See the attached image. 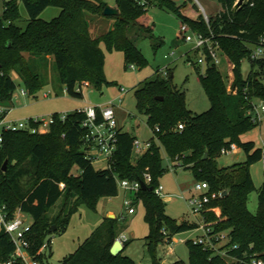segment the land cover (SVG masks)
<instances>
[{"label":"trees","instance_id":"trees-1","mask_svg":"<svg viewBox=\"0 0 264 264\" xmlns=\"http://www.w3.org/2000/svg\"><path fill=\"white\" fill-rule=\"evenodd\" d=\"M191 1V0H189ZM220 6L214 18L202 15L190 19L184 14L187 0H115L118 16L112 27L97 38L89 34L87 15L103 16L107 3L104 0H8L4 2L0 17V106L9 107L16 84L20 79L22 90L35 96L44 86L37 72L39 66L53 61L58 81L64 92L73 98H82L77 87L82 84L97 90L110 83L105 79V54L121 51L127 64L143 65L145 60L135 45L138 39L152 38V29L145 15L148 8L170 12L193 32L213 37L233 66L232 87L236 94L227 93L226 84L218 67L208 65L198 80L208 97L210 108L202 114L187 109L184 93L171 84L172 74L166 78L155 77L136 90V107L145 115L152 129L150 149L139 157L132 152L135 139L130 133L118 132L117 146L110 168L96 170L84 158V131L80 127L84 116L73 111L64 121L53 114L54 122L48 132L30 134L27 131L5 132L0 147V207L7 219L14 217L17 209L31 220L27 234L29 252L36 255L46 238L64 232L71 213L80 204L95 209L100 198L118 195L116 180L143 182L149 174L148 190L142 188L133 197V204L144 209L148 225L145 237L151 264H161L157 257L160 245L176 234L198 228L199 219L212 224L215 232L229 231L231 242L241 249L252 245L254 250H264V184L257 190V211L247 209L249 194L255 190L250 167L264 159V148L240 137L262 123H254L247 112L254 100L264 101V84L259 75L264 63L249 60L251 49L264 33V0H244L234 8L237 0H217ZM18 3L27 14V25L20 29L15 22L20 19ZM56 7L59 15L50 21L39 18L47 7ZM248 60L250 71L243 77L241 65ZM258 67L260 71H254ZM198 72V68L194 67ZM158 74V73H157ZM156 74V76H157ZM162 98V100H159ZM178 124L181 131H172ZM158 127L159 132H155ZM234 144L241 149L245 160L226 167H219L217 159L223 148ZM177 159L178 168L190 170L197 182H206L209 194H215L195 221L170 218L165 204L155 195L158 179L167 172V159ZM4 162H7L5 171ZM76 172V174L74 173ZM24 177L27 179L24 181ZM63 185V189L60 188ZM226 193L222 196V193ZM220 195V196H219ZM63 199V207L55 217L49 210ZM220 209V218L210 210ZM113 220L106 219L78 249L64 257L60 264H135L120 254L113 256L110 249L117 239ZM50 241V240H49ZM188 264H225L208 250L195 246L190 240ZM14 252V245L0 225V261L6 262ZM51 255V254H50ZM39 264H49L44 254L36 255ZM172 264H184L181 260Z\"/></svg>","mask_w":264,"mask_h":264},{"label":"rangeland","instance_id":"rangeland-1","mask_svg":"<svg viewBox=\"0 0 264 264\" xmlns=\"http://www.w3.org/2000/svg\"><path fill=\"white\" fill-rule=\"evenodd\" d=\"M0 0V17L3 13L4 2ZM107 5H111L115 0H104ZM177 4H182V0H177ZM220 10L217 0H187L184 14L190 19H196L199 15L203 18H214ZM60 10L56 7H47L39 16L44 21H50L59 15ZM18 13L20 19L15 22L20 29H25L27 25V14L24 6L18 3ZM146 20L152 29V38H142L135 41V45L140 50L145 63L127 64L121 51H108L103 44L101 48L105 54L104 75L110 83L109 86L101 90L95 89L88 84H82V98H73L64 92V87L58 81V75L53 61H49L47 66H39L37 72L44 83L42 89L35 96L20 95L22 84L17 75L13 74L12 79L16 84L15 96L12 99L13 106L10 105L8 121H21L28 118H45L46 120L53 114L71 113L86 106H104L109 101L117 100L114 107L115 117L118 127L130 133L137 140L145 142L153 137L152 129L147 125L145 115L138 112L136 107V90L140 89L146 81L153 80L155 77L165 78L163 71L165 68L172 74L171 84L180 92L184 93L187 109L193 114H202L210 108V102L206 96L199 80L198 73L203 74L204 66L190 65L187 57L195 60L199 57L198 53L192 49L194 44L185 42L182 36L193 35L190 29L186 33L181 32V23L173 14L151 6L145 15ZM89 22V34L92 38H97L105 33V26L109 18L87 15ZM133 66V69H131ZM218 70L222 74L226 84V91L229 84L233 83V76L228 75L229 68L227 61L223 58L220 61ZM250 71L248 60H243L241 73L245 77ZM254 71H260L258 67ZM158 73V74H157ZM157 74V76H156ZM259 81L264 84V70L260 72ZM47 95V96H46ZM256 105L259 100H254ZM179 125V124H178ZM178 125L172 131H178ZM241 141H252L257 147L264 148L261 140H264V123L252 129L240 137ZM136 157V156H135ZM245 160V155L241 149L228 154H220L217 159L219 167L230 166L241 163ZM176 162V159H167L165 166L167 172L159 177L158 183L164 189L162 201L165 204L166 214L175 220L182 219L192 221V215L186 199L190 195L192 186L197 182L190 170L178 168L173 170L169 165ZM7 162H4L6 168ZM96 170L105 168L104 163L94 164ZM169 166V167H168ZM76 174V172H74ZM250 173L255 190L252 191L247 199V209L251 214L257 211V190L264 184V159L254 163L250 167ZM25 180L26 177L23 178ZM129 194L118 188V195L110 198H100L96 203L95 209H91L85 203L80 204L71 213L69 223L64 232L52 233L46 238V242L51 240L49 248L44 251V256L49 264H60V261L74 253L78 247L106 220L108 214L113 213V230L117 238L124 240L125 249L123 256L130 258L135 264H151V258L146 247L145 237L148 234V225L144 221V209L139 204L132 213H127L123 205L124 199ZM63 207V199L49 210L48 216H57ZM17 212V211H16ZM15 212V213H16ZM31 222L30 217H26ZM199 232L196 230L176 234L170 245H160L157 249V257L163 264H172L181 260L188 264V247L186 240L194 239ZM166 245V246H165ZM173 250L168 253L167 249ZM51 254V255H50Z\"/></svg>","mask_w":264,"mask_h":264},{"label":"built area","instance_id":"built-area-1","mask_svg":"<svg viewBox=\"0 0 264 264\" xmlns=\"http://www.w3.org/2000/svg\"><path fill=\"white\" fill-rule=\"evenodd\" d=\"M207 22L208 19L205 18ZM181 32L186 33L190 28L186 24L181 25ZM193 35H183L182 39L185 42L193 43V51L198 53L194 61L187 57V61L192 66H208L212 65L218 67L221 59L227 61L229 68L228 75L233 76V66L228 61L227 57L222 52L219 43L213 37H207L198 32H192ZM249 60L252 62L264 63V33L258 39L257 44L251 49ZM133 69V66H131ZM163 75L166 78L168 76V69L165 68ZM228 90L232 94H236V89L231 84L228 86ZM77 92L82 93L81 86L77 87ZM66 93V92H65ZM21 96H25L24 90L20 92ZM47 96V95H46ZM16 98L15 93L12 95V99ZM121 97L117 100L109 101L104 106H86L82 109L76 110L82 113L84 118L81 121L80 127L83 129L84 138V158L91 164L104 163L105 168H110L112 163V157L117 146V136L119 127L117 125L114 107L116 102L120 103ZM10 109L0 106V147L2 143V135L5 132H17L27 131L30 134H39L48 132L50 126L54 122L53 115H50L48 119L45 118H28L21 121H8L7 116ZM247 115L251 117L254 123H264V101H260L259 105L252 102L251 109L247 112ZM67 113L59 114L61 121H64ZM183 129V125H178V131ZM155 132H159L158 127H155ZM151 147V141H139L136 138L132 143L133 155L139 157L146 153ZM237 151V147L231 144L228 148H223L220 154H228ZM179 162L169 165V168L174 167ZM117 187L122 189L124 192L129 194V197L124 199L123 205L127 210V213H132L135 209L133 204V197L141 189V182L129 181V180H116ZM143 183L148 187L151 183V177L149 174L144 175ZM60 188L63 189V185L60 184ZM164 189L161 185H158L154 193L156 196L162 199V193ZM220 196V195H219ZM215 194H209V187L206 182H196L192 186L190 195L187 197V205L195 217V221L201 217L202 212L207 209V205L212 199H215ZM212 210L218 218H220V209L213 208ZM26 214L22 213L20 209H17L14 217L10 220L7 219L4 213V207H0V225L8 234L10 241L14 245V252L11 258L6 262L0 264H39L36 260V255L43 254L46 249L51 245V240L44 242L40 247L36 255H31L29 252L30 243L27 239V234L31 228V222L26 218ZM198 228L196 231L199 232L194 239H189L195 246H200L204 250H208L213 256L223 259L225 264H264V250L256 251L253 246L250 245L247 248L241 249L238 244L232 243L229 235V231L215 232L212 228V224H206L199 219ZM123 246L124 240L117 238ZM175 241L171 239L166 245H170L171 242ZM187 241V240H186ZM185 241V242H186ZM170 250V246L168 247Z\"/></svg>","mask_w":264,"mask_h":264},{"label":"water","instance_id":"water-1","mask_svg":"<svg viewBox=\"0 0 264 264\" xmlns=\"http://www.w3.org/2000/svg\"><path fill=\"white\" fill-rule=\"evenodd\" d=\"M244 0H237V2L235 3L234 5V8H237ZM103 16L104 17H108V18H112V17H117L118 16V11L117 9L115 8H112L110 7L109 5L105 6L104 10H103ZM159 100H162V98H160ZM3 171H5V167L3 169ZM141 188L143 190H148L149 188L143 183L141 182ZM226 193H222V196H225ZM110 219H113V217H109ZM55 230V227H53V232ZM123 250V246L121 245L120 241L119 240H115L111 249H110V253L113 255V256H116L118 254H120Z\"/></svg>","mask_w":264,"mask_h":264},{"label":"crops","instance_id":"crops-1","mask_svg":"<svg viewBox=\"0 0 264 264\" xmlns=\"http://www.w3.org/2000/svg\"><path fill=\"white\" fill-rule=\"evenodd\" d=\"M110 7H112V8H115V5H114V3L113 4H111V5H109ZM116 9V8H115ZM101 17H104V16H99V18H101ZM108 18V17H107ZM113 18V17H112ZM113 22H114V20L113 19H111V18H109V21H107V24H106V26H105V33L112 27V24H113ZM102 35V34H101ZM100 36V35H99ZM22 97H24V96H22ZM11 105L13 106V102L11 103ZM8 108V107H7ZM8 109H10V108H8ZM10 113V112H9ZM120 129V128H119ZM261 144H264V140H261ZM237 150H238V148H237ZM135 207H137V206H135ZM113 217V219L115 218V215L113 214V213H109L108 214V219H110L109 217ZM26 217H29L28 215L26 216ZM31 219V218H30ZM31 221V223H32V220H30ZM166 246V245H165ZM49 251H50V247H49ZM167 251H168V253H171L173 250L172 249H167ZM161 264H163L162 262H161Z\"/></svg>","mask_w":264,"mask_h":264}]
</instances>
